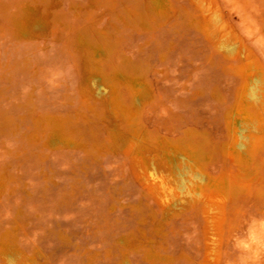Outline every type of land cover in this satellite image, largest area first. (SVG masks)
<instances>
[{"label":"rangeland","instance_id":"obj_1","mask_svg":"<svg viewBox=\"0 0 264 264\" xmlns=\"http://www.w3.org/2000/svg\"><path fill=\"white\" fill-rule=\"evenodd\" d=\"M162 2L0 0V264H264V105L242 132L251 195L187 198L164 161L170 143H204L213 174L231 167L264 0ZM119 72L145 80L136 109L123 92L116 111Z\"/></svg>","mask_w":264,"mask_h":264},{"label":"bare ground","instance_id":"obj_2","mask_svg":"<svg viewBox=\"0 0 264 264\" xmlns=\"http://www.w3.org/2000/svg\"><path fill=\"white\" fill-rule=\"evenodd\" d=\"M151 5L156 13L162 11V0H151ZM11 23L14 27L21 29L24 20H13ZM242 74L251 79L257 78V80L245 88L236 108L237 115L226 122L231 144L224 151L223 156L224 161L227 162L226 165H230L231 167H229L232 169L236 168L238 173L235 169L232 172L230 168V172H227L229 171L226 169L228 167H225L226 172L223 169V172L222 170L217 172L220 173L218 176L213 174L212 170L217 167H213L214 163L212 165L210 163L211 167L214 168L210 170V167L207 166L208 163L206 165L208 155L205 152L204 143L198 145L189 142L170 143L169 149L164 155V161L171 170L172 175L181 182V188H185L183 192L187 198L194 200L206 198L208 202L215 204L234 200L240 193L246 196L252 194L251 186L253 182L243 179L239 170L243 171L242 168L251 163L253 152L257 146L253 144L249 147L242 132L244 127L254 126V113L259 106L264 105V71L252 65L246 66ZM105 82L111 91V98L115 103L117 112H125L120 105V97L123 92L127 93L130 106L135 109L141 104L146 93L145 80L137 74L129 75L119 72L111 78H105ZM133 116L134 114L127 116L129 123L133 121ZM62 139L64 142H69L66 136L62 135ZM214 158L216 159V155ZM217 170L219 169L217 168ZM141 246L148 259L155 257V249L151 242L145 241ZM1 251L3 252V250L0 249V254ZM123 256L126 259L125 254ZM8 264H11V260H8Z\"/></svg>","mask_w":264,"mask_h":264},{"label":"clouds","instance_id":"obj_3","mask_svg":"<svg viewBox=\"0 0 264 264\" xmlns=\"http://www.w3.org/2000/svg\"><path fill=\"white\" fill-rule=\"evenodd\" d=\"M251 259L253 261L258 260L259 259V255L258 254H254L253 257H251Z\"/></svg>","mask_w":264,"mask_h":264}]
</instances>
